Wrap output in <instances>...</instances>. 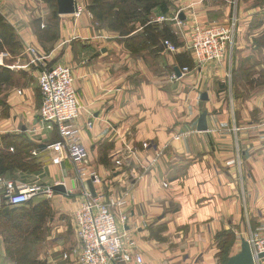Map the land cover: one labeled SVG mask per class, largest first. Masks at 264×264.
<instances>
[{"label":"crops","instance_id":"1","mask_svg":"<svg viewBox=\"0 0 264 264\" xmlns=\"http://www.w3.org/2000/svg\"><path fill=\"white\" fill-rule=\"evenodd\" d=\"M75 1L77 14L59 15L56 0H0L20 46L0 52L11 77L0 85V180L41 190L11 207L0 187V264H74L76 213L93 188L122 203L120 230L136 244L130 264L135 255L141 264H222L223 236L228 259L251 233L264 236V0H170L167 13L154 9L150 22L174 36V53L163 38L130 47L98 27L89 0ZM231 15L238 33L229 60L196 66L191 28ZM35 23H55L56 36L40 40ZM26 46L48 67L71 68L83 108L74 124L88 151L82 181L66 151L49 147L61 138L40 122V67Z\"/></svg>","mask_w":264,"mask_h":264},{"label":"built area","instance_id":"2","mask_svg":"<svg viewBox=\"0 0 264 264\" xmlns=\"http://www.w3.org/2000/svg\"><path fill=\"white\" fill-rule=\"evenodd\" d=\"M177 19V18H176ZM160 18L157 22H163ZM238 33V19L231 15L227 21L214 23L208 26H193L188 35V50L191 52L196 66L201 67L209 63H222L229 60L236 45ZM162 46L174 53L177 47L170 41L164 40ZM26 53L30 55L31 64L40 67L37 71V80L41 95V108L39 110L40 122L44 129L58 130L61 140L51 146L55 152L66 151L69 159L75 166L78 180L86 176V162L88 151L80 142L75 121L83 108L77 98L74 78L71 68L58 64L53 67L46 65V57L38 55L31 46H26ZM7 53H0V63L7 58ZM188 68L181 69V73L188 72ZM181 74V75H182ZM229 78V75H227ZM173 74L170 80H178ZM90 126V124H87ZM92 183L96 185L97 179L92 174ZM3 196L11 207L26 204L39 191V188L18 191L12 182H1ZM42 192L51 196L49 188ZM122 203L106 202L103 195L96 188L86 189L83 193V202L76 213L78 237L81 250L74 264H130L129 259L136 244L121 232L120 224L127 221V216L116 213V208ZM249 244L254 264H264V236L251 233L246 240ZM136 262L141 264V258L134 256Z\"/></svg>","mask_w":264,"mask_h":264},{"label":"trees","instance_id":"3","mask_svg":"<svg viewBox=\"0 0 264 264\" xmlns=\"http://www.w3.org/2000/svg\"><path fill=\"white\" fill-rule=\"evenodd\" d=\"M169 4L170 0H89L87 10L93 16L98 27L106 28L119 37H125L126 40L130 39L131 44L129 46L132 48L135 46L134 48H136L149 42L157 44L160 38L167 39L171 43L174 41V36L168 30H165L163 34L159 33L156 25L150 22L154 9H159L162 14H165L168 11ZM54 16H56V13ZM35 28L40 40H52L56 36L55 23L49 24V27L44 29H41L40 25L35 23ZM138 29H141V32H138ZM134 33L137 34L130 37ZM19 48L14 29L0 17V51L6 49L10 53H15ZM189 66L190 62L188 61L186 67ZM10 78V71L0 67V85L9 83ZM229 240L230 235L223 236V239H220L222 264H226L228 261L226 254Z\"/></svg>","mask_w":264,"mask_h":264},{"label":"water","instance_id":"4","mask_svg":"<svg viewBox=\"0 0 264 264\" xmlns=\"http://www.w3.org/2000/svg\"><path fill=\"white\" fill-rule=\"evenodd\" d=\"M57 12L59 15H75L78 13V7L75 0H56ZM180 72L177 70V75L180 76ZM206 113L200 115L198 121V131L206 130ZM64 188V187H63ZM54 190L62 189L61 186L53 187ZM65 190V189H64ZM264 256L260 254L259 257ZM226 264H254V258L252 256L249 244L246 240H243L240 245V250L233 256H231Z\"/></svg>","mask_w":264,"mask_h":264},{"label":"rangeland","instance_id":"5","mask_svg":"<svg viewBox=\"0 0 264 264\" xmlns=\"http://www.w3.org/2000/svg\"><path fill=\"white\" fill-rule=\"evenodd\" d=\"M136 26H138V24H136ZM136 26H135V27H136ZM2 51H7V50H1L0 52H2Z\"/></svg>","mask_w":264,"mask_h":264}]
</instances>
